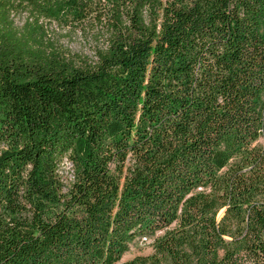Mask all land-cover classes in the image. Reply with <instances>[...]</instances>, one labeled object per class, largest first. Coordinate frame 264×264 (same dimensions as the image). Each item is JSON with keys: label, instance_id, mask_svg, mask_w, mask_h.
Returning <instances> with one entry per match:
<instances>
[{"label": "trees", "instance_id": "16d2710c", "mask_svg": "<svg viewBox=\"0 0 264 264\" xmlns=\"http://www.w3.org/2000/svg\"><path fill=\"white\" fill-rule=\"evenodd\" d=\"M0 264H264V0H0Z\"/></svg>", "mask_w": 264, "mask_h": 264}, {"label": "rangeland", "instance_id": "374dc122", "mask_svg": "<svg viewBox=\"0 0 264 264\" xmlns=\"http://www.w3.org/2000/svg\"><path fill=\"white\" fill-rule=\"evenodd\" d=\"M45 39L50 42L54 48L69 61L76 63H88L95 61V55L98 49L102 48L105 39L100 33L92 29L75 28H57L50 26L46 29ZM62 177L64 181L69 179L68 164L63 166ZM153 253L152 240L143 239L131 244L128 251L121 257V263L137 256H147Z\"/></svg>", "mask_w": 264, "mask_h": 264}]
</instances>
